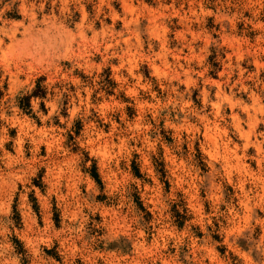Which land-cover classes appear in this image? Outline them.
<instances>
[{"label": "rangeland", "instance_id": "obj_1", "mask_svg": "<svg viewBox=\"0 0 264 264\" xmlns=\"http://www.w3.org/2000/svg\"><path fill=\"white\" fill-rule=\"evenodd\" d=\"M97 10L99 18L93 31L73 32L74 26H53L46 46L52 53L49 64L54 72L45 74L46 70H41L34 84H39L45 98L42 84L72 62L79 63L74 78L87 79L86 73L94 70L98 91L105 93L102 106L116 111L115 124L121 127L125 125L120 116L125 117L130 133L136 137L127 143L140 151L131 153L127 167L121 162L119 173L106 184L102 179L103 159L89 157L93 159L90 171L74 169L70 159L60 193L50 200L43 182L48 169L41 168L32 181L39 197L28 195L30 212L20 207L18 194L9 205L8 219L13 221L9 230L14 227L17 233L9 237L10 243L17 252L26 251L24 233L32 228L34 217L41 258L50 257L61 264V253L71 251V244L65 248L61 239L45 242L39 230L70 236L74 220L79 218L84 223L86 215L84 240L116 237L106 248L99 241L94 246L87 245L91 254L103 256L105 264H113L121 257L141 264L152 251L153 242L159 246L157 236L161 230L173 234L187 230L196 240L202 239L204 233L196 221L210 212L211 203L222 194L236 215L222 216L218 221L213 218L209 231L216 229L211 239L217 246L207 250L204 264H221L226 255L247 264L242 256L246 252L244 241L234 247L230 233L243 226L248 214L245 191L253 188L257 202L264 200V137L259 135L264 132V0H93L84 8L89 18L97 15ZM24 16L25 9L16 3L0 15V24L11 27ZM73 16L78 23L82 20L79 12H73ZM36 44V38L29 36L25 49ZM58 46L63 49L64 59L57 63L54 57ZM89 99L95 103L96 93ZM40 109L47 111L43 102ZM28 110H21L23 116L34 120L30 102ZM62 115H66L63 110ZM36 127L41 128L39 120ZM74 127L79 136L85 126L76 120ZM110 128L103 125L106 134ZM9 135L16 138L19 130L11 128ZM64 145L74 158L77 149L72 147L71 135ZM28 147L24 145L25 158L32 155ZM50 147L39 143V156H48ZM5 148L15 154L11 141ZM190 151L195 153L194 160L186 163ZM213 178L215 186L209 187ZM133 179L141 182L139 189L130 185L135 189L130 197L133 211L142 215L141 223L154 225L143 239L134 233L135 225L129 223V218L116 211L115 198L96 196L89 201L94 213L89 208H83L82 215L76 211L74 205L80 203L81 197L87 198L88 187L103 190L113 188V180L123 183ZM173 192L175 202L167 199ZM6 196V190L0 191V200ZM198 200H203L202 207ZM220 211H225L224 205ZM255 212L264 216L259 207ZM163 216L168 220L156 223ZM93 221L105 227L96 229ZM221 226L223 236L218 234ZM75 248H81L80 240H75ZM166 251L174 254L176 250L169 247ZM74 264H89V252L77 256ZM157 264H167V260L162 257Z\"/></svg>", "mask_w": 264, "mask_h": 264}, {"label": "clouds", "instance_id": "obj_2", "mask_svg": "<svg viewBox=\"0 0 264 264\" xmlns=\"http://www.w3.org/2000/svg\"><path fill=\"white\" fill-rule=\"evenodd\" d=\"M216 2L219 3L220 0ZM228 2L230 3L231 0ZM16 3L25 9L24 19L11 27L0 24V191H7L6 198L0 200V264H57V261L50 257L41 258L38 247L39 237L35 234L34 217L31 218L32 228L26 229L24 233L26 251L19 253L10 243L9 237L17 234L14 227L11 231L9 230L13 224V221L8 219L9 205L13 197L18 194L20 207L30 212L28 195L33 193L39 197V192L32 181L37 172L45 168L48 171L43 182L47 185L46 198L50 200L53 195L60 193L62 181L68 174L67 161L70 159L74 169L85 171H90L93 166V159L89 157L97 161L103 159L104 177L102 179L106 184L109 178L119 173L121 162L127 167L131 153L139 152L140 148L127 143V141L135 140L136 137L130 133L125 117L120 116L121 123L125 125L121 127L115 124L116 111L102 106L105 93L98 91V78L94 76V70L86 73L87 79L73 77V72L79 67L76 61L72 62L63 72L56 73L52 79L42 84L46 94L45 98H31L35 87L34 79L39 72L41 70H46L45 74L49 71L54 72V68L49 64L52 53L46 46L53 26L62 28L74 26L73 32H79L82 29L93 31V25L99 18L98 10L97 15L91 18L84 11L85 5L92 4L93 0H0V15L11 10V6ZM73 12L81 14L82 20L79 23L74 18ZM29 36L36 38L37 44L31 49H25V42ZM62 59H64L63 49L58 46L54 61L58 63ZM256 83L261 84L260 81ZM261 87L264 90V84H261ZM94 92L96 102L92 103L89 98ZM25 96L30 97L29 102L34 120L26 119L19 108V100ZM42 102L45 104L46 113L40 109ZM62 110L66 112V115H62ZM36 120H39L41 128L36 127ZM76 120L82 121L85 126L79 136L75 134ZM103 125L111 126L107 134L104 132ZM11 128L19 130L16 138L9 135ZM69 135L72 136V147L77 149L74 158L64 145ZM259 135L264 137V132ZM9 141L12 142L15 154L9 153L5 148ZM261 142L264 143V140ZM39 143L51 145L48 156H39ZM25 144H28L27 150L32 154L28 158L24 156ZM194 156V151L187 153L186 163L193 162ZM53 161L55 164L52 163ZM219 175L222 178V173ZM189 182L185 181V183ZM140 183L134 179L123 183L113 180L115 190L113 188L101 190L98 186L88 187L87 198L81 197L80 203L74 205L75 209L81 215L83 208H89V211L94 213L95 208L89 207L90 200L94 201L96 196L104 195L115 198L116 211L129 218V223L135 225L134 233L143 239L146 232L154 225L147 222L141 223L142 215H137L133 211L134 205L130 197L135 189H132L130 185H136L139 189ZM18 185L21 186L19 191ZM213 186H215L214 178L209 181V187ZM254 193L253 188L243 193L248 202V214L243 226L233 229L230 236L234 247L237 246L238 241H244L246 252L242 253V256L247 264H264V216H259L255 212L257 207L264 212V200L258 203V198ZM261 194L264 195V185H261ZM208 198L206 195L205 199ZM167 199L175 202V193H169ZM197 203L202 207L203 200H198ZM157 204H159L158 200ZM221 205L225 207L224 212L220 211ZM210 209L208 214L203 215L202 220L196 221L204 233L202 239L196 240L187 230L184 233L175 234L161 230L157 236L159 246L156 247L154 241L152 251L147 254L141 264H157L162 257L167 260V264H204L207 250L217 246V242L211 239L212 232L216 229L209 231L213 218L218 221L219 217L229 215L235 217L236 215L233 206L225 202L222 194L211 203ZM83 220L84 223H80L79 218L74 220L70 236H63L55 231L44 233L43 230H39L45 242L50 243L51 240L61 239L64 241L65 248L71 244V251L67 254L61 253V264H74L76 257L82 256L85 252H89V264H105V258L98 254H91L87 245L94 246L99 241L103 242L106 248L107 244L116 237L93 236L84 240L88 217L83 215ZM167 220L168 217L163 216L156 223ZM92 224L96 229L105 227L104 224H96L94 221ZM218 234L224 235L223 226ZM73 237L81 241V248H75ZM194 244L195 248H193ZM169 247L176 250L174 254L167 253L166 250ZM185 247L188 251L182 252L181 250ZM237 250L239 251L238 248ZM113 264H137V262L121 257L113 261ZM221 264H239V262L233 261L226 255L222 258Z\"/></svg>", "mask_w": 264, "mask_h": 264}, {"label": "trees", "instance_id": "obj_3", "mask_svg": "<svg viewBox=\"0 0 264 264\" xmlns=\"http://www.w3.org/2000/svg\"><path fill=\"white\" fill-rule=\"evenodd\" d=\"M44 95V92L40 89V86L39 84L37 83L34 91L32 92V95H31V98H42ZM29 100H30V97L26 96L24 97L23 99L19 100V107L21 110L23 111H27L29 109ZM26 107V108H25ZM29 111V110H28ZM28 113V112H27ZM94 179L97 180V176L96 174H93L92 176Z\"/></svg>", "mask_w": 264, "mask_h": 264}, {"label": "bare ground", "instance_id": "obj_4", "mask_svg": "<svg viewBox=\"0 0 264 264\" xmlns=\"http://www.w3.org/2000/svg\"><path fill=\"white\" fill-rule=\"evenodd\" d=\"M210 126V125H209ZM215 149V148H214ZM228 152V151H227ZM248 172V171H247ZM182 175V174H181ZM67 185V184H66ZM74 191V190H73ZM193 202V201H192ZM106 216V215H105ZM109 218V217H108ZM111 220V219H110ZM137 250V249H136Z\"/></svg>", "mask_w": 264, "mask_h": 264}]
</instances>
